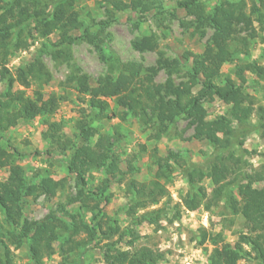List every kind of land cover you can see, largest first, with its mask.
<instances>
[{"label":"trees","instance_id":"obj_1","mask_svg":"<svg viewBox=\"0 0 264 264\" xmlns=\"http://www.w3.org/2000/svg\"><path fill=\"white\" fill-rule=\"evenodd\" d=\"M250 1L248 10L240 0L238 3L222 1L210 11L201 0L177 1L178 8L194 18L196 29L208 27L212 34L201 54L182 55L181 59L189 62L187 80L175 83L171 75L178 71V60L161 56L155 65L144 66L134 61H122L113 51H101L100 37L106 23L99 22L96 24L98 30H90L91 27L85 25L73 9L75 0H0V84H5L0 91L1 140L20 121L31 122L37 117L52 115L57 109L55 95L45 99L39 90L29 98L16 88L17 84L27 87L30 81L50 80L40 62L41 54L49 48L40 43L36 56L11 73L6 67L8 59L19 50L27 49L37 38L47 40L52 34L56 35L58 43L50 47H65L66 51L83 39L99 51V58L106 66L105 74L94 84L84 73H75L67 79L88 109V113L80 114L75 125L77 131L72 137L63 132L61 122L44 121L45 154L53 159L59 157L68 174L75 178L76 192L57 206L58 216L50 212L40 221H29L24 208L29 198L54 197L64 189L65 180H54L38 171L28 179L25 168L16 163L24 155L5 141L0 146V170L6 169L8 173L0 180V264H14L12 249L22 247L27 250L30 264H44V259L57 251L62 259L59 264L73 263L68 259L74 255L83 256L89 246L99 251L102 264H162L160 252L148 246H136L132 229L121 230L118 220L108 216L102 208L109 203V188L122 183L127 173H133L132 167L126 171L120 169L112 154V136L97 132L94 126L101 120L111 119L110 102L121 112L117 116L139 117L143 125L155 126L154 140H159L167 126L177 119L187 120V126L210 145L213 153L201 164H187L173 152L162 160L152 155L155 165L161 171L173 165L177 167L188 185V192L181 198L182 206L190 210L202 206L209 211L221 204V211L232 220L242 219L246 231L240 233L233 244L224 242L220 232L213 234L203 228L199 230L198 245L209 243L212 246L207 254L208 264H240L241 261L264 264V167L258 171L248 170L250 163L246 157L250 153L243 148L247 135L259 132L264 137V105H256L245 86V74H249L253 76L255 86L264 89V65L240 60L234 78L224 76L219 81L224 64L231 63L236 54L249 55V40L235 35L233 22L246 26L256 23L257 33L253 31L250 39H258L264 44V0ZM144 2L103 0L100 5L107 15H111L112 11L128 9L146 11ZM79 31L82 34L77 36ZM153 43L152 36H146L135 40L132 47L137 51L154 50ZM262 58L264 60V51ZM161 70L168 75L162 84L155 82ZM213 98L220 100L226 111L206 121L203 103ZM92 172H100L104 177L95 190L88 185ZM203 179L212 185L208 194L199 185ZM160 180H164L163 184ZM168 183L169 177L163 172L157 173L148 183L129 178L125 186L133 205L127 207V215L156 205L167 195L165 184ZM164 209L147 211L137 221L140 223L141 219V222L158 226ZM86 214H90L87 222ZM178 218L177 212L168 219L172 222ZM127 234L130 240L126 241ZM101 241L105 242L100 244Z\"/></svg>","mask_w":264,"mask_h":264},{"label":"rangeland","instance_id":"obj_2","mask_svg":"<svg viewBox=\"0 0 264 264\" xmlns=\"http://www.w3.org/2000/svg\"><path fill=\"white\" fill-rule=\"evenodd\" d=\"M8 2L9 0H2ZM103 0H75L74 10L79 19L85 25L91 27L90 30H98L96 25L99 22H105L104 31L101 34L99 43L101 51H113L122 61H134L144 66L155 65L157 60L162 58L168 60H178V71L172 74L175 83L187 80L186 61L181 57L185 53L201 54L212 34V29L205 27L201 30L196 29V23L192 16L177 6L179 0H145L146 11L124 10L112 11L107 15L101 7ZM129 2V0H123ZM207 11L222 1L239 2L240 0H201ZM245 9L251 6L250 0H243ZM236 36L249 40V55L236 54L231 63L224 64L221 68L222 77L230 76L234 78V70L241 61L253 62L264 65L262 54L264 44L258 39H250V34L258 30V26L253 22L252 26L236 24ZM82 34L78 32L77 36ZM25 36V34H22ZM146 36H152L154 50L137 51L132 47L135 40ZM264 36V33H263ZM31 41H28L30 43ZM40 43L46 44L49 48L40 56V62L49 74L48 82L35 83L28 82L27 87L17 84L16 88L22 90L25 96L31 98L35 91L42 92L45 99L55 95L58 103L54 114L37 117L31 122H19L17 126L10 129L0 139V146L10 144L21 152L24 157L16 163L25 168V175L31 179L32 173L38 171L43 175H48L54 180H65L63 190L57 192L52 198H46L40 195L37 199H28L25 204L24 215L29 221H40L50 212L56 216L60 213L56 210L57 206L63 204L68 196H73L76 192L75 178L68 174L66 167L57 159L48 157L45 154L46 143L42 139V132L46 129L45 120L50 122H61L63 132L72 137L77 129L76 121L80 114L88 113L86 103L80 101L73 84L67 81L70 75L75 73L86 74L91 83L105 74L106 66L99 58V51L81 39L73 43L69 50L65 47L54 48L52 44L58 43L55 34L49 36L47 40L37 38L31 42L25 50H19L14 56L8 59L6 67L11 73L23 63H26L41 48ZM108 48V49H107ZM48 51V52H47ZM60 52V53H59ZM67 54V55H66ZM56 55V56H55ZM54 56L56 58H54ZM247 83L246 92L252 96L256 105H264V89L255 86L253 76L245 74ZM168 77L167 73L161 70L156 78V83H164ZM5 88V84H0V91ZM79 96V97H78ZM81 98V97H80ZM85 100V99H84ZM206 121H211L215 117L222 115L226 111V106L217 98L205 100L203 103ZM110 120L104 119L94 124L97 132L112 136L113 144L112 154L117 158L122 171L132 167L133 173L126 174L122 183L113 184L108 192L111 194L109 203L102 205V208L108 216L117 219L121 230L132 229V234L136 236L134 244L136 246H148L163 255L162 264H208L207 254L212 249L209 243L198 245L199 230L205 229L208 233H221L223 241L233 244L240 233L246 231L241 218L231 219L223 213L219 205L212 207L209 211L199 206L197 209L190 210L181 205L182 196L188 192V185L183 180L176 166L161 171L155 165L152 155L162 160L169 152L180 155L187 164H201L213 153L210 145L203 139L195 135L193 128L187 126V120L177 119L169 124L159 140H154V127L143 125L139 117L120 116L121 113L112 102L109 110ZM96 137L93 138V141ZM243 148L250 155L247 160L250 163L248 170H261L264 167V137L259 132L247 135L243 140ZM11 151V150H10ZM130 166V167H129ZM163 172L169 177L170 183L165 184L167 195L156 205L147 206L144 210H135L132 216L126 213L127 207L133 205L126 192L125 183L129 178H133L141 183H148L157 173ZM7 170H0V180L7 177ZM92 178H89V188L95 190L96 186L103 180L100 172H92ZM164 180H160L163 184ZM208 194L211 192L212 185L209 180L203 179L199 182ZM165 208L162 217L158 220V226L146 221L140 223L139 217L150 210ZM222 210V211H221ZM73 212V210H70ZM179 213L178 220L170 222L168 218ZM90 214L85 215L86 222ZM130 240V235L125 237ZM105 241H101L103 244ZM94 244V243H93ZM93 246V245H92ZM125 248L124 245H122ZM14 264H30L29 256L25 247L12 249ZM73 263L67 264H102V256L97 249L85 250L83 256L74 255L68 259ZM67 260V261H68ZM62 262L58 251L50 258L44 259V264H59ZM241 261L240 264H244ZM254 264V263H251Z\"/></svg>","mask_w":264,"mask_h":264}]
</instances>
